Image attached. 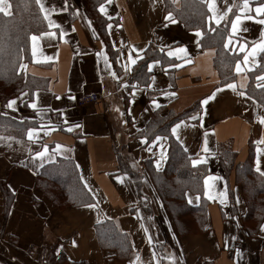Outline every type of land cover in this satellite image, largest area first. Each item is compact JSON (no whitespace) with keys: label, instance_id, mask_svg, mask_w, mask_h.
<instances>
[{"label":"crops","instance_id":"1","mask_svg":"<svg viewBox=\"0 0 264 264\" xmlns=\"http://www.w3.org/2000/svg\"><path fill=\"white\" fill-rule=\"evenodd\" d=\"M197 1L207 11V27L228 23L227 49L240 57V71L235 64L230 81L221 82L216 49L203 45V30L186 27L175 15L191 0H106L98 18L83 8L71 13L68 0H41L48 10L47 18L42 11L47 29L33 34L37 40L30 39V59L21 68L35 84L12 97L16 103L6 109L21 119L36 118L37 125L29 128L35 129L32 139L28 131L0 134V257L5 262L56 264L49 260L56 243L57 255L75 264H264V212L258 219L247 216L246 190L237 175L238 165L247 163L258 172V159V173H264V124L258 120L264 104L248 92L251 82L264 84L257 80L264 76V50L258 47L264 42L259 22L264 13L255 11L264 0H248L250 10L244 12L243 0H215V15L227 12L219 24L209 19L213 11L206 0ZM169 13L175 23L165 19ZM237 15L242 19L233 33ZM180 48L186 51L176 52ZM149 49L159 53L147 59ZM226 84H235V90ZM90 93L100 99L79 105V97ZM165 123L167 131L158 132ZM157 136L163 139L153 143ZM170 137L187 150L190 166L202 178L197 192L185 176L173 177L184 194L172 198L184 207L179 216L155 181L156 173L169 169ZM45 146L44 156H37ZM227 150L235 152L229 170L222 161ZM57 158L75 161L95 207L61 208L37 184L41 168ZM105 220L130 235L129 259L101 248L95 225Z\"/></svg>","mask_w":264,"mask_h":264},{"label":"trees","instance_id":"2","mask_svg":"<svg viewBox=\"0 0 264 264\" xmlns=\"http://www.w3.org/2000/svg\"><path fill=\"white\" fill-rule=\"evenodd\" d=\"M104 1L106 0H82L85 11L94 13L97 18L99 5ZM10 2L12 15L6 16L0 13V134L10 132L25 134L29 128L37 125V119L33 117L21 119L13 113L14 111L10 112L6 109L12 97L26 90L29 85L35 84L29 76L23 74L21 64L30 59L31 36L46 30L47 24L36 0H10ZM166 4L169 5V2L166 1ZM69 7L70 12L74 13L71 3ZM175 15L186 27H199L203 30V45H210L216 49L214 63L221 82L232 80L235 77V64L240 57L224 47L229 36L228 23L207 27V11L203 3L197 0H191ZM157 53H159L157 49H149L147 59L156 57ZM145 63L146 60L141 64V69ZM261 65H264V52L261 55ZM136 76L137 74L134 73L132 79L134 80ZM248 92L264 104V87L258 88L254 82H251V89L249 86ZM22 106L25 108L26 104ZM187 112L188 110L184 114ZM164 125L158 132L167 131L168 123ZM169 154L171 161L169 169L166 173H156L155 181L161 186L160 192L169 203L172 212L175 216H179V213L184 211V207L174 203L172 198L183 197L184 194L182 185L176 184V179L173 177L185 176V179L189 180L187 181L190 183L189 186L194 182L197 192L200 191L202 178L194 173L193 167L190 166L191 157L174 137H170L169 140ZM234 158L235 152L232 150H227L225 155H222L223 164L228 170L229 166L231 168L233 165ZM237 175L246 190L249 206L247 216L261 218L264 212V176L256 172L251 163L238 165ZM37 184L44 189L53 203L61 208L81 206L92 201L91 194L80 179L76 163L72 159L57 158L55 162L44 165L38 174ZM1 187L5 196L8 195L9 189L4 182L1 183ZM204 200L205 198L202 197V201ZM95 230L101 248L114 250L120 259L130 258L133 250L130 235L122 231L116 222L112 220L99 222L95 225ZM54 246L56 243L50 248L49 260H53L56 264H75L64 254L57 255ZM0 264L10 263L0 257Z\"/></svg>","mask_w":264,"mask_h":264},{"label":"snow or ice","instance_id":"3","mask_svg":"<svg viewBox=\"0 0 264 264\" xmlns=\"http://www.w3.org/2000/svg\"><path fill=\"white\" fill-rule=\"evenodd\" d=\"M206 2L208 3V7H209V9L213 11V16L209 17V19H210V20L215 19L216 24H219V23L221 22V20L224 19V16L227 15V12H225L224 15L216 16V15H215V0H206ZM36 3L40 6L41 11L45 12V17L47 18V12H48V10L45 9L44 5L41 3V0H36ZM11 8H12V5H11V3L9 2V0H0V13L4 14V15H6V16H11V15H12ZM100 10H101V11H104V6H103V5L100 6ZM240 10H241V12L249 11V10H250V6H249V2H248V0H243V7H242ZM53 11H55V9H53ZM227 11H231V7H229ZM255 11H256V13H258V14L264 13V4H260L259 6H257L256 9H255ZM252 18H253V17H251V16H244V17H243V19H252ZM165 19H166V20H170L172 23H175V22H176V21L172 18V14H171V13H169L168 16L165 17ZM241 19H242V17H241L240 15H237L236 18H235V20L232 21L231 26H232V32H233V33H235V32L237 31L238 24H239V22L241 21ZM259 22L262 23V24H264V20H260ZM51 23H52V22L50 21V25H51ZM109 27H111V26L109 25ZM44 35H52V34H51V33H44ZM197 35H198V36H199V35H202V33H200V32L198 31V32H197ZM261 35L264 36V33H262ZM31 40H32L33 42H35V41L37 40V36L33 35V36L31 37ZM231 42H232V37H231V35H229V37H228V41L224 44V47H225V48H228L229 45L231 44ZM258 47H259L261 50H264V42H261V43L258 45ZM241 48H243V46H241ZM185 51H186V50L183 49V48H180V49H177V50H176V52H185ZM255 51H256V48L254 47L253 50H252V53H251V54H252V55H255ZM33 55H35V44H33ZM98 55H99V54H98ZM168 55H169V56L175 55V52H171V51H170V52L168 53ZM137 58H139V57H137ZM105 59H106V62H107V58H106V57H105ZM128 60L130 61V64H135V63H136V60L132 58L131 54H129V56H128ZM244 60H245V62H246V61L248 60V56H245V57H244ZM154 63H159V61H155ZM129 66H130V65H128V64L123 65V67L125 68V70H127V69L129 68ZM24 67H26V66L22 64V65H21V68H24ZM148 67H149V69L151 70L152 65H148ZM236 70H237V71H240V64H239V63L236 64ZM112 75L115 76V73L113 72ZM153 79H154V78H153ZM257 80H258V81H259V80H264V76H259V77H257ZM257 86H258V87H264V84H258ZM225 87H227V88H232L233 90H235V87H236V86H235V84H226ZM219 90H220V89H217V91H219ZM239 94H240V95H245L244 92H240ZM214 95H215V93H213V96H214ZM212 98H213L212 96L208 97L206 100L203 101V103L206 104V103L208 102V100H209V99H212ZM15 103H16V100H10V101L8 102V104H7V107L11 108V107H13V105H15ZM153 103H155V101H153ZM30 106L33 107V108H35V107H36V104L33 103V104H31ZM156 106L159 107L158 104H157ZM191 119H196V117L193 116V117H191ZM258 120H259V122H260L261 124H264V116H259V117H258ZM183 123H184V121H180L179 124H177L175 127H173V128H172V133L175 134L176 131H177V129L180 127V124H183ZM34 131H35V129H29V130H28V137H29V139H32V138H33V133H34ZM162 139H163L162 137L157 136V137H155V140L153 141V143H156L157 141H160V140H162ZM145 142H147V141L145 140ZM205 143H206V141H205ZM58 147H60V146H58ZM161 148H163V145H161ZM148 150L151 151V147H149ZM204 150L207 151V148L205 147ZM45 152H47V147H46V146H45L44 152H37L36 155L42 157V156H44ZM161 158H163V152L161 153ZM157 163L159 164V162H157ZM192 163H193V164H196V163H199V161H197V160H193ZM259 163H260V162H259V159H258V160H257V168H256V170H257L258 172L261 171V169H260V167H259ZM261 174L264 175V173H261ZM211 198H212V197L209 196V199H211ZM197 199H199V197H197ZM189 202H191V200H189ZM221 202L223 203V201H221ZM86 207L91 208V207H95V205L88 204V205H86ZM261 228H262V230H264V225H262ZM149 240H151V237H149ZM74 243H75V242H74ZM169 258L172 259V257H169ZM137 259H139V257H137ZM157 264H159L158 261H157Z\"/></svg>","mask_w":264,"mask_h":264},{"label":"built area","instance_id":"4","mask_svg":"<svg viewBox=\"0 0 264 264\" xmlns=\"http://www.w3.org/2000/svg\"><path fill=\"white\" fill-rule=\"evenodd\" d=\"M100 99L99 95L96 93L84 94L79 97L78 103L81 106L92 104Z\"/></svg>","mask_w":264,"mask_h":264},{"label":"rangeland","instance_id":"5","mask_svg":"<svg viewBox=\"0 0 264 264\" xmlns=\"http://www.w3.org/2000/svg\"><path fill=\"white\" fill-rule=\"evenodd\" d=\"M9 2H10V0H9ZM11 3V2H10ZM68 3L70 4H72L73 5V8H83V9H85V7H84V4H83V2H82V0H68ZM40 7V6H39ZM12 9V8H11ZM41 10V9H40ZM42 12V11H41ZM42 15H43V13H42ZM44 17V16H43ZM45 19V18H44Z\"/></svg>","mask_w":264,"mask_h":264}]
</instances>
